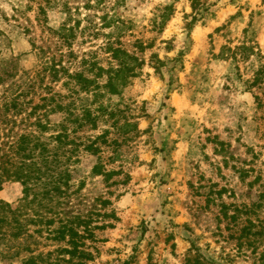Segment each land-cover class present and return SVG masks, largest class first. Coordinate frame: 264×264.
I'll use <instances>...</instances> for the list:
<instances>
[{
    "label": "rangeland",
    "instance_id": "rangeland-1",
    "mask_svg": "<svg viewBox=\"0 0 264 264\" xmlns=\"http://www.w3.org/2000/svg\"><path fill=\"white\" fill-rule=\"evenodd\" d=\"M201 1L209 8L192 22V0H0L6 175L21 134L37 130L38 118L52 126L64 119L50 111L56 93L64 102L86 96L63 85L66 74L55 79V64L69 72L116 65L106 42L118 36L143 60L120 95L100 98L116 116L76 134L86 141L109 128L121 155L108 163L115 146H103V160L124 171L108 186L90 175L97 156L80 153L72 167L74 183L86 181L83 194L111 199L107 210L118 218L106 219L113 226L96 230V241L85 240L94 255L85 264H264V74L253 84L264 70V0ZM77 22L67 47L56 30ZM153 55L164 62L159 68ZM116 119L138 129L122 135L111 127ZM23 197L21 182L3 184L1 200L16 208ZM41 242L31 245L37 254L60 245ZM26 254L0 264H23Z\"/></svg>",
    "mask_w": 264,
    "mask_h": 264
},
{
    "label": "trees",
    "instance_id": "trees-1",
    "mask_svg": "<svg viewBox=\"0 0 264 264\" xmlns=\"http://www.w3.org/2000/svg\"><path fill=\"white\" fill-rule=\"evenodd\" d=\"M192 6V22L209 8L201 0H192ZM116 21L118 20H114ZM107 25L110 26V23ZM77 26L79 27V22L73 26L66 23L56 30L67 47L73 46ZM110 37L111 34L108 38ZM118 38L119 36L116 40L109 39L106 42V50L116 65L104 68L92 62L87 67L72 72L63 66L56 67V64L52 67L55 79H60L66 74L68 81L63 85L71 84L73 94L82 92L86 96L82 97L79 103L75 101L76 98L64 102L66 96L56 93L60 99L50 111L63 113L62 122L52 126L50 121L43 122L38 118L37 130L21 134L9 147L13 149L12 152L15 149L18 159L16 164L12 163L13 171L7 170V175L4 173V169H8L5 165L11 164V160L0 158V191L3 184L9 180L19 181L24 186V197L18 207L14 208L0 199V261L19 257L25 250L29 255L22 257L23 264H85L94 257L88 247H85V240L96 241V230L113 226L112 223L105 222L106 219H118L115 210H107L112 205L111 199L101 195L93 198L83 194L86 181L83 179L79 184H75L72 168L80 162V153L86 152L98 157L91 169V177H102L106 185L118 184L119 180L112 179L124 172L122 168H108V164L103 160V146H115L116 156H112L108 163L117 161L121 155V143L118 138H110L112 131L109 128L103 129L100 134L86 141L76 136L86 127L97 130L100 122L109 121L116 116L115 111L109 110L103 102L99 103L100 98L106 95H120L127 86L128 79L136 76L137 68L143 65V60L124 48ZM157 57L153 55L152 59L156 58L155 65L159 68L164 62ZM263 72L264 70L260 69L256 73L253 84L262 80ZM2 77L0 71V83ZM104 77L105 82H100ZM56 96L46 100L54 101ZM52 127L58 130L50 136H45L46 130ZM111 127L122 135L138 129L135 123L128 120L120 124L119 119L114 120ZM72 134L75 136L72 137ZM51 141L55 142L54 149L50 147ZM32 227L38 228L33 230ZM36 235L41 240H38ZM30 238H34V242H29L26 246L23 242ZM43 240L54 241L60 245L53 251H41L37 254L36 248H31V245H39ZM54 254L57 255L53 259Z\"/></svg>",
    "mask_w": 264,
    "mask_h": 264
}]
</instances>
